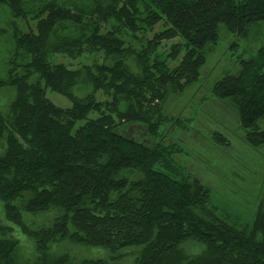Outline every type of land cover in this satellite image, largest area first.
I'll list each match as a JSON object with an SVG mask.
<instances>
[{"label":"trees","instance_id":"trees-1","mask_svg":"<svg viewBox=\"0 0 264 264\" xmlns=\"http://www.w3.org/2000/svg\"><path fill=\"white\" fill-rule=\"evenodd\" d=\"M222 29L237 37L232 46L257 47L212 94L264 153V0H0V91L15 89L0 107V264H124L127 253L133 264H264V172L246 213L179 164L162 131L188 129L163 104L197 79ZM177 36L169 53L185 54L171 68L159 48ZM86 53L104 60L51 59ZM131 123L154 145L125 136ZM94 249L109 254L87 258Z\"/></svg>","mask_w":264,"mask_h":264},{"label":"rangeland","instance_id":"rangeland-1","mask_svg":"<svg viewBox=\"0 0 264 264\" xmlns=\"http://www.w3.org/2000/svg\"><path fill=\"white\" fill-rule=\"evenodd\" d=\"M163 28V23H158L148 37ZM221 36L219 42L208 49L206 61L200 67L197 79L183 91L169 94L163 104L164 112L177 116L188 129L182 128L179 123L170 122L162 131L166 129L165 143L180 149L175 153L179 164L214 186L219 196L230 199L240 210L251 213L264 172V153L256 151L246 143L237 111L229 101L215 98L212 87L225 71L238 72L239 57L248 55V50L255 49L257 45L239 39L240 43L234 47L232 45L237 40L235 35L222 29ZM182 41L180 36L165 39L159 48L160 52L169 54L167 62L171 68L181 64L185 51L182 50L175 56L169 52L173 51V44ZM5 49L0 50V77L5 75V59L8 54ZM51 59L55 62H65L75 68L85 63L103 62L104 56L101 53H86L79 58H70L56 54ZM13 94L15 95L14 88L2 89L0 107L7 104ZM48 96L62 107L72 104L69 98L58 92L49 90ZM107 97L102 91L98 93L100 100ZM262 127L264 128V120ZM121 132L146 145H154L156 139L141 123L126 124L121 128ZM219 136L224 139L221 140ZM2 212L4 213L3 203L0 201V220H4ZM79 252L87 254L84 249ZM108 254L105 250L94 249L87 258L104 259ZM124 264H133L130 253L126 254Z\"/></svg>","mask_w":264,"mask_h":264}]
</instances>
